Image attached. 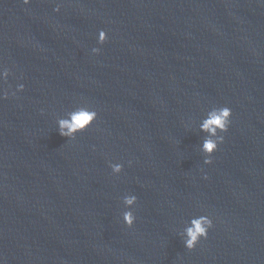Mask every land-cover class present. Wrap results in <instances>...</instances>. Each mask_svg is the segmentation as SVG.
<instances>
[{
  "label": "water",
  "instance_id": "obj_1",
  "mask_svg": "<svg viewBox=\"0 0 264 264\" xmlns=\"http://www.w3.org/2000/svg\"><path fill=\"white\" fill-rule=\"evenodd\" d=\"M0 67V264H264V0H0ZM81 106L94 124L60 136Z\"/></svg>",
  "mask_w": 264,
  "mask_h": 264
},
{
  "label": "clouds",
  "instance_id": "obj_2",
  "mask_svg": "<svg viewBox=\"0 0 264 264\" xmlns=\"http://www.w3.org/2000/svg\"><path fill=\"white\" fill-rule=\"evenodd\" d=\"M31 0H23L25 5H28ZM57 12L59 8L55 9ZM107 40V34L101 30L98 34V44L103 45ZM99 48H93V54H99ZM10 75V71L6 68L0 67V81H7ZM24 86L21 84L18 86L17 91L22 92ZM15 93H13L14 95ZM3 98H7V93ZM232 112L227 106L212 108L208 111L206 117L202 119L199 124V131L204 134V139L200 147V151L204 156L203 163L205 165H211L213 160L211 157L218 150V146L224 142V133H227ZM97 112L86 106L77 107L74 110L68 112L67 118H61L57 120V130L59 135L68 138V140L74 139L78 134L87 131L96 121ZM113 175H119L123 171V165L116 163L110 164ZM207 179V176L204 177ZM123 206L125 210L122 213L123 223L132 228L136 222V216L134 214V208L137 204V196L133 194L125 195L123 197ZM213 227L212 220L206 216L201 215L190 220V223L179 234L183 240L184 246L187 250L192 251L196 248L201 239H207L209 229Z\"/></svg>",
  "mask_w": 264,
  "mask_h": 264
}]
</instances>
